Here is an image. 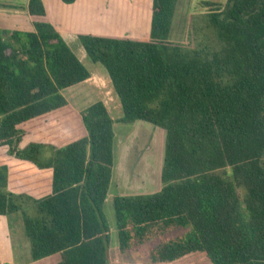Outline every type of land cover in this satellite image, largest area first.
Returning <instances> with one entry per match:
<instances>
[{
	"label": "trees",
	"instance_id": "1",
	"mask_svg": "<svg viewBox=\"0 0 264 264\" xmlns=\"http://www.w3.org/2000/svg\"><path fill=\"white\" fill-rule=\"evenodd\" d=\"M177 2L152 0L148 38L78 35L88 59L108 72L122 108L117 122L166 132L162 189L113 197L118 246L125 253L159 241L154 263L264 264V0L211 10L216 51L171 39ZM28 11L34 32L0 30V148L52 169V193L10 192L0 166V217L11 229L21 215L30 263L109 264L104 206L115 121L99 101L80 113L84 138L20 147L34 131L74 117L62 91L90 78L42 0H29Z\"/></svg>",
	"mask_w": 264,
	"mask_h": 264
},
{
	"label": "crops",
	"instance_id": "2",
	"mask_svg": "<svg viewBox=\"0 0 264 264\" xmlns=\"http://www.w3.org/2000/svg\"><path fill=\"white\" fill-rule=\"evenodd\" d=\"M42 2L48 20L89 71L90 78L83 83L62 91V94L76 111V115L34 131L30 137L21 142V148H25L30 143H45L56 147H63L84 138L87 133L82 124L80 113L99 101L104 103L115 123L122 117L121 103L114 92L108 72L101 64H94L88 59L86 51L79 41V34L137 38H148L149 36L143 37L147 32L150 35L151 20L149 25H143L141 9L128 10L123 6L125 3L120 4L118 0H77L71 5H66L61 0H42ZM28 6L29 0H0V30L11 33L16 31L34 32L35 29L29 16ZM65 93H68L69 98ZM114 111L119 114L116 118L112 115ZM77 120L80 122V127ZM65 123L68 135L65 137H74V140L61 145L57 140L50 139L51 135L54 136V132L50 135L48 133H51V128H54L56 131L60 124ZM75 124L77 127H74ZM61 138H63V135L59 133L58 139L61 140ZM3 165L7 166L9 170L8 190L10 192L14 194H26L34 199H41L51 195L53 182L52 169H38L31 162L19 160L8 155L6 148H0V166ZM117 168L118 164H116L114 169L117 171ZM118 183V178L117 182L112 178L111 187L115 184L117 189L120 188L127 193H132L131 189L127 191L125 188L118 187L120 186ZM144 193L146 192L144 191ZM144 193H132L129 196L145 195ZM109 196L110 191L108 198ZM13 245L7 218L0 217V264H18L15 260ZM49 260L45 259L31 263L29 261L28 264H42Z\"/></svg>",
	"mask_w": 264,
	"mask_h": 264
},
{
	"label": "rangeland",
	"instance_id": "3",
	"mask_svg": "<svg viewBox=\"0 0 264 264\" xmlns=\"http://www.w3.org/2000/svg\"><path fill=\"white\" fill-rule=\"evenodd\" d=\"M118 2L120 4L125 3L123 6L128 10L141 9L143 25L150 24L152 0H118ZM206 3L215 6H206ZM226 3L227 0H178L170 34L171 39L181 44L186 50H219L220 44L209 26L208 14L214 8L225 7ZM148 36V32L143 35V37ZM65 95L69 98L68 93H65ZM112 115L116 118L119 114L114 111ZM77 121L80 127V122ZM50 131L51 133H48V135L54 132V136L51 135L50 139L57 140L61 145L74 140V137H65L68 136L66 123L60 124L56 131L54 128H51ZM59 133L63 135L61 140L58 139ZM114 133V159L115 166L118 164V168L117 171L114 169L113 180L117 182L118 178V184L120 185L118 187L125 188L127 191L131 189L132 193H144L145 191V195L159 191L163 186L161 172L164 163L166 132L146 122L138 121L134 124H123L116 121ZM132 193H127L120 188L117 189L114 184L110 188V196L104 206V214L109 226V264H170L154 263L151 259V253L157 247L159 241L141 245L125 253L120 251L113 196H129ZM22 225L23 220L20 214L13 217L12 228L9 229L10 237L14 244L15 256L19 258L16 262L18 264H28L31 257L30 243L24 236ZM42 264H53V260L50 259Z\"/></svg>",
	"mask_w": 264,
	"mask_h": 264
}]
</instances>
